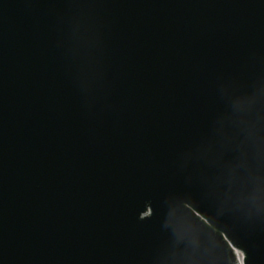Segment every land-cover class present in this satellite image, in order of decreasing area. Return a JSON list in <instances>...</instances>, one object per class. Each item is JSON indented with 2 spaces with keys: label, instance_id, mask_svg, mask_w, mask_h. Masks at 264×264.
Returning a JSON list of instances; mask_svg holds the SVG:
<instances>
[{
  "label": "water",
  "instance_id": "1",
  "mask_svg": "<svg viewBox=\"0 0 264 264\" xmlns=\"http://www.w3.org/2000/svg\"><path fill=\"white\" fill-rule=\"evenodd\" d=\"M0 264H264V0H0Z\"/></svg>",
  "mask_w": 264,
  "mask_h": 264
},
{
  "label": "clouds",
  "instance_id": "2",
  "mask_svg": "<svg viewBox=\"0 0 264 264\" xmlns=\"http://www.w3.org/2000/svg\"><path fill=\"white\" fill-rule=\"evenodd\" d=\"M257 141L259 140V136H260V130L258 127L253 126V128L251 129V133H250Z\"/></svg>",
  "mask_w": 264,
  "mask_h": 264
},
{
  "label": "bare ground",
  "instance_id": "3",
  "mask_svg": "<svg viewBox=\"0 0 264 264\" xmlns=\"http://www.w3.org/2000/svg\"><path fill=\"white\" fill-rule=\"evenodd\" d=\"M241 258V257H240Z\"/></svg>",
  "mask_w": 264,
  "mask_h": 264
}]
</instances>
